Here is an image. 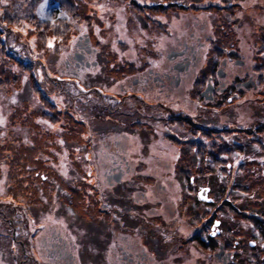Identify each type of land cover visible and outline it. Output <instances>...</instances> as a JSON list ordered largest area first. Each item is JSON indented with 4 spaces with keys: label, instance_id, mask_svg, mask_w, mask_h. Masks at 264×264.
<instances>
[{
    "label": "rangeland",
    "instance_id": "rangeland-1",
    "mask_svg": "<svg viewBox=\"0 0 264 264\" xmlns=\"http://www.w3.org/2000/svg\"><path fill=\"white\" fill-rule=\"evenodd\" d=\"M147 1V0H142ZM156 3L163 2L164 0H155ZM184 2L185 8L182 10L177 11L176 9H166L162 11V13L170 14V20L168 24V33H164L167 36V39L170 42V47L177 44L180 38L182 37H188L192 34L199 37V42H207V40L212 39V35L216 31V24L218 22V18L214 17L217 13L214 12H208L203 10H192L193 5L189 4L190 1H197V5L201 8H204L208 5V3H220L218 0H181ZM223 2H229L234 4H237L239 6V9L237 10L238 16L243 14L244 16H249L251 21L244 20L242 17V22L240 23L239 27L236 29V32H234V37L237 39V45L239 49V55L244 59L245 64L242 71H247L248 68H252L254 64L253 60V54L256 50V46L254 45L255 36L257 33L258 25L263 23L264 21V8L263 9H257V4L261 3L264 5V0H221ZM10 0H0V6H4L8 3H10ZM137 0H130L129 3L132 5L131 7H135ZM126 0H121L119 3H115L112 0H102L100 3L95 6H93L96 9L97 16L99 14V19L96 24L91 23L89 21V28L83 29L84 22L80 21L78 23H74L72 26L74 28V34H71L68 37V40L65 43L57 42L56 39L52 35H49L48 32H46V42L45 46L48 47L47 53H42V48L38 49L39 40L37 35L39 32H36L33 30L32 34L28 33V29L32 30L33 27H30V24L26 23L27 25L26 30L27 33H22L20 39L21 41L25 40L28 47L31 49V57L30 59L26 56L22 55L21 51V44L11 41L13 44V49L11 51L18 52L16 56L21 57L23 60H27L31 63L34 62L36 58H39L43 61L45 64V67L47 68V71H54L55 68H57L61 72V66L63 68V62L64 58L67 57V54L71 52V48L73 45L72 39L74 38V35L76 34H83L85 32H91V36L93 38V41L97 44V54L101 52L99 56L101 69L103 71V74L100 77H95L98 72V67H90L89 69H86L84 71H81L82 74L87 73V75H80L85 77L86 85L85 87H88L90 84H98L101 85V87L106 91H112V92H119L118 89V83L116 79H114V75L119 76L118 69L116 68L118 66V63L122 64L124 61L123 59H130L133 55L137 54V51L140 49V45L142 46V42L145 41L144 34H140V30L136 27L138 24H142L139 19H136L134 16V9L129 10L128 4H126ZM200 4V5H199ZM249 6V8L247 7ZM37 9V11H36ZM132 9V8H131ZM248 10L246 13L245 10ZM35 18H38L41 21H51L54 18H61L64 13L59 11V7L57 4L50 5L46 0H41L35 10ZM243 16V17H244ZM214 17V18H213ZM245 18V17H244ZM256 20H255V19ZM252 20H254L252 22ZM259 21V22H258ZM257 22V23H256ZM179 26V27H178ZM178 27V28H177ZM177 28V29H174ZM88 32V33H89ZM147 38V35H145ZM194 40V39H192ZM49 41L52 42V47H49ZM164 43V42H163ZM54 46H58V53H54ZM169 45H162V47H166ZM214 48V46H206L204 44V48L201 47L199 49L198 55L201 58L194 63V65L190 67H197V64L199 65V68L197 69V73L200 70L201 74H208L209 72V64L210 60V51ZM99 51V52H98ZM95 52V55H92L89 57L88 60L93 61L97 60V54ZM128 59V60H129ZM132 59V58H131ZM0 60H2V56H0ZM106 62V63H105ZM107 64V66L105 65ZM255 65V64H254ZM3 66V65H2ZM10 67L15 70L17 73L21 75L22 85H24L23 81L26 82V74H23L22 71H20L17 67V65H10ZM113 72H111L109 70ZM201 67V69H200ZM206 68V69H202ZM3 70L5 75H8V69L3 66ZM114 70V71H113ZM238 70V69H236ZM239 71V70H238ZM37 76L40 79V70L37 69ZM194 73V69L191 70V72L184 75L183 84V93H185V90H187V95L191 96L194 91L198 90L199 84L198 82H202L205 80L201 77H196ZM242 76V72H237L234 74V77L239 79ZM0 77H5L3 75H0ZM8 78V77H5ZM42 80V79H41ZM232 84V81L231 83ZM70 88L73 90V87L70 86ZM89 88V87H88ZM1 90V89H0ZM176 89L173 90V92L166 98L167 100H177L174 96L178 97ZM24 92V91H23ZM74 92V91H73ZM251 91H245V92H239L237 89H233L232 85L228 87V91L221 96H219L216 100L215 105L218 109H212L213 118H205L206 122H199L203 123L204 125H207L208 127H212L215 124H220L221 126H225L224 124L226 122H229V126H231V122H235L238 126H245L249 124L253 118L254 115L258 118L259 115L264 113L262 111V104L259 105L257 99L252 95ZM17 100H13L14 96L11 97L10 101L8 102L5 98V93L0 91V139L3 137L7 139L8 137L12 135H17L20 138L25 136L26 131L29 130L25 126H19V122H13L11 121V114L16 109L17 104L21 102L20 97L15 91L13 92ZM255 94V93H254ZM178 95V96H177ZM47 97L51 99L54 103L58 104V109L61 108L63 110L62 116H61V122H57L56 125L54 124H44L43 122H34V124L37 123L39 127H41L43 130L40 133L42 138L51 140L54 138L55 140H58L56 138L57 133H61L64 131L60 125L63 123L66 124V117L69 116L67 113V110L71 108V111H76L77 117L80 120H84L86 124L89 125V128L87 125L85 127H81L77 133H72L69 128L67 131V138L69 135H72V138H69L68 142L63 145V150H65V154L61 155L62 161L59 162L60 165H57L60 170L57 172H62L66 175V177H69L70 175L79 176L85 171L81 170L74 173L73 170L69 169V159H66L67 156H71L72 160L74 157V169L79 168L77 166L80 165L82 161H86L88 158L89 150H85L83 148L85 141L87 140V135H93V140H95V143L97 146L101 140L109 138L110 140H114L112 144L115 145L117 148L115 150H126V154L129 155V162L132 161V156H134V159L136 161L135 170L136 173L131 176L129 179L125 181V183H135L138 184L139 187L143 188L142 185L145 183H151L152 177L150 175L146 176V169L147 167H150L154 170H156L157 176L162 179L161 181L166 184V187L172 188L173 187V181L176 183H179L182 186L183 194L185 195V190L188 188L191 190V188H195L194 190H202V189H208V197L215 196L220 197L222 195L227 194L228 200L233 204L237 205L239 203V200L237 199V195L232 197L230 194L234 193L233 191H236V187L240 186V184H236L237 181L240 179H237L238 175L242 176V173L239 171H235V166L237 162L242 158L239 155L234 154L230 157V161L227 163L226 167L224 168V171L226 173L230 172L229 175H232V180H235L232 184L231 182H227V179H225L222 183H217L213 179L208 178H202L201 172L205 171L209 166L211 169H215L216 167L212 166L214 159L211 157L209 153L212 152V147L214 146L213 141L209 143H200L198 137H194V140L196 144L203 147L205 150L204 152L200 153L197 150H193L194 152H189L181 155H172L171 153H175V150H178V147L174 146V144H170L167 142V137H165L163 131L172 129L171 126L167 123L162 122H149L151 125V131L149 130V124L146 125V121L142 120L141 122H136V120L140 119L141 116H135L131 110L129 109H118L115 110L112 113H107L106 118L103 119H96V117H103L104 113L97 107V101L90 103V104H78L74 103L73 106L67 105L65 100V96L59 92H51L47 94ZM89 98V96H86ZM162 97V96H161ZM91 100H95L92 98ZM179 100V99H178ZM181 101V98H180ZM231 102V105H228L226 109L220 110L221 107L219 105H224L226 102ZM182 107L186 109V111L192 112L196 107L192 106V103L185 99L182 100ZM181 106V104H180ZM8 108V109H7ZM12 109V110H11ZM60 109V110H61ZM215 110V111H214ZM212 113H207L205 116L210 117ZM178 114V113H176ZM201 114V112H199ZM66 115V116H65ZM72 116V115H71ZM39 117V116H38ZM196 115L192 116L191 118L194 120ZM200 120V119H199ZM201 121V120H200ZM93 122V123H92ZM104 122V123H99ZM111 122V123H110ZM125 122H128V126L133 130L132 132L125 133L126 136L125 140L124 137H121L122 131H125L123 128L126 125ZM194 123V122H192ZM234 127V126H233ZM148 128V130L142 131V129ZM227 128V127H226ZM12 130V133L10 131ZM122 132V133H121ZM64 134V133H63ZM62 134V135H63ZM79 136L80 142L75 140V136ZM142 136V137H141ZM90 137V136H89ZM130 140V143L128 144V141ZM211 140V139H210ZM171 143H175L174 139L170 140ZM58 143H61L60 141ZM251 143L254 145L255 142ZM50 151L54 154V143L50 145L49 147ZM71 150V152H70ZM114 152V151H112ZM148 152L147 154L154 152L152 154V159H142V161L145 163V167L141 163V159L139 156L142 155V153ZM156 152H162V153H156ZM118 153V152H114ZM246 157H250V152H245ZM50 155L49 157V167H50V173L52 176H54V156ZM102 158L104 156H109L107 154H101ZM127 160V161H128ZM69 162V163H67ZM72 163V162H71ZM132 163V162H131ZM76 167V168H75ZM146 168V169H143ZM250 168V167H249ZM248 169V168H247ZM79 170V169H77ZM192 170H194V174L192 176H189L186 178L185 173H191ZM73 172V174H72ZM206 176H210L208 173L204 174ZM220 178L225 177L223 175L219 176ZM243 177V176H242ZM150 178V179H149ZM8 179V176L4 173L3 178L1 181V185L5 183V181ZM89 177H86L84 181H87ZM235 183V184H234ZM231 184V185H229ZM110 187V186H109ZM124 186L122 184H116L114 187H111L108 189L111 193H108L107 191H103V195L109 194L111 198H114L109 203H105L103 210L105 209L107 214H115L116 207L118 205V199H129V191H126L123 188ZM227 187V188H223ZM1 191L5 189V187L2 185L0 186ZM200 188V189H199ZM181 189V190H182ZM238 189V188H237ZM239 190V189H238ZM193 191V190H192ZM144 191L135 192V197L138 201H142L143 197L142 194H144ZM176 193H179L177 191ZM188 193H191L190 191ZM222 194V195H221ZM191 195V196H190ZM54 197V196H53ZM52 197V198H53ZM103 197V196H102ZM51 198V199H52ZM174 199V198H173ZM187 200H190L189 204L193 205L195 209H198L200 205L194 201V198L192 194H188L186 196ZM223 201L218 198V203L220 205L219 210H223V213L228 215L229 217H233L231 212L225 209V206L222 203ZM177 204V202H175ZM82 203H79V212L84 214L86 218L90 219L92 218V214L84 211L82 207H80ZM51 209V215H54V202ZM219 210L217 213H219ZM206 209L203 206V217L205 214ZM260 212H264V205L260 209ZM49 215V214H47ZM47 215H43L42 219L47 217ZM221 215V214H220ZM51 218H54L50 216ZM104 215H97L94 217L92 222L89 224L91 228L87 229L85 226H81L77 219L75 218H65L66 223H69V221L73 224L74 227L77 228V230L80 232L83 241L88 242L89 245L94 249L98 250L102 246V241L106 242L110 238V230L115 229L116 226H111L108 222L104 220ZM54 221L51 220V222ZM14 224L17 226L18 224L14 221ZM47 223L44 222V226ZM54 224V223H53ZM35 231H36V222H35ZM181 232H184L185 234H191L193 232L192 229H181ZM9 230L6 227V225L3 222H0V264H17V258L20 253V248L17 246V243L12 242V245L5 246L2 244L3 241L7 240ZM21 234H22V228L18 227L16 228L15 236L18 241L22 242L21 240ZM84 246L87 247V245L84 244ZM25 250L28 251V247H25ZM198 249H191L187 250L185 254L181 255V257H185V262L179 260L180 264H201V261L196 259ZM203 258V255L201 256ZM96 262H99V258H94ZM45 264H52L48 260ZM93 262V260H92Z\"/></svg>",
    "mask_w": 264,
    "mask_h": 264
},
{
    "label": "trees",
    "instance_id": "trees-1",
    "mask_svg": "<svg viewBox=\"0 0 264 264\" xmlns=\"http://www.w3.org/2000/svg\"><path fill=\"white\" fill-rule=\"evenodd\" d=\"M49 1H57L69 17V20L63 18L53 23L37 21L34 15V8L39 0H12L9 6L6 5L2 7L0 11V56H2V60H0V75L8 77H0V91L5 93V98L8 102L11 97L14 96V91L19 94L21 102L17 104L19 106L12 112L11 121L19 122V126H25L29 129L26 131L23 139L17 135H12L7 139L4 137L0 139V186L3 185L5 187V192H0V222H3L9 229L10 233L7 237L8 242L10 244L15 242L20 248V253L17 258L18 264H36V261L33 260L35 251L30 247V240L28 237L30 236L31 227L24 219L30 214L38 223V218H40L41 215H45L44 213L52 208L50 205H52L54 201V182L49 179V176L51 177L52 174L50 173V159H48V157L53 153L50 151L49 147L54 143V149L61 150L58 140L54 141V138L48 140L41 137L40 133L43 129L38 126L39 124H34V122L45 121L48 122V124L56 125L57 122L62 121L61 116L63 111L59 110L57 104L47 97L46 94L48 93L56 91L61 92L66 97L65 99L70 106L80 102H77L75 99L72 89L70 88L71 85L68 84V86L52 76L53 72L61 76L60 71L55 68L53 72H48L41 59H38L33 64V68L30 66L29 62L25 63L26 72L29 74L30 81L23 86L21 75L10 67V65H16L15 63H18L13 59L14 57L11 58L10 56L12 55L9 54V51L18 54V52L11 51L13 49L11 41L13 40V42L21 44L22 55L30 59L31 49L28 47L25 40H20L22 33H27L25 26L27 25L26 23H28L30 27H33L32 30L28 29V33L32 34L33 30L39 32L37 35L39 40L37 48H42V53L46 54L48 49V47L45 46L47 38L46 32L52 35L56 40H67L71 34H74V28L71 23L73 22L72 20L82 21V19H85L87 22L92 20L98 22L99 14L97 16L96 9L93 6H95V4L97 5L102 0ZM112 1L119 3L121 0ZM129 1L130 0H126V4H129ZM2 36H4L5 39H3ZM255 41L254 45L256 49L259 50V52L255 54V68L261 75L258 78L259 91L255 93L254 97L257 99L259 105L262 104V111H264V24L259 25ZM54 50L58 52V46H54ZM2 65L8 69V75H5ZM36 68L41 71L42 80H40V82L38 81L37 72H35ZM23 90L24 92H22ZM95 95H97V93H95ZM97 101L99 103L98 108L104 113V116H97L96 119L106 118L107 113H112L118 109L115 104L106 103L102 97H98ZM67 113L69 116L66 117V124L63 123L59 126V128L61 127L64 131L61 135L60 133L56 135L58 139L64 133L63 135H66V137H64L66 143L69 138H72V135H69L67 138L68 128L72 133H77L81 127H84V122H81L79 118L73 116L70 110H68ZM211 116H213V114H211ZM177 120L180 119L177 118ZM185 122H187L186 124L189 128L191 119L187 117ZM188 128L184 133L186 136L188 135V138L193 139L195 135L191 136L192 133L189 132ZM216 130H218V128ZM223 132H237L238 135H233L235 142L231 139L226 140L222 138L213 140L214 146L210 153L213 159H218L220 162L218 153L224 152L227 154L232 148L235 149V147L240 151L250 152V154L253 153L252 151H256L258 155H264V113L259 115L258 118L254 115L253 120L243 127L234 126L233 129L227 128L223 130ZM10 133H12V130ZM215 133H219V131ZM203 134L205 133L203 132ZM74 136L76 141H81L79 136ZM251 141L256 142L254 144L258 145L261 153L256 149H252L253 144ZM92 144L93 140L87 139L83 148L90 149ZM183 150H193V144L186 145ZM204 150L205 149L201 147L200 151L204 152ZM215 152H217V154ZM237 155L242 157L239 160V162L242 163L238 170L242 171L243 177L241 175L237 176L235 180L240 179L236 184L239 183L240 186L236 187V191L234 190V193L230 195L232 197L237 195V199L240 200L237 205L231 203V207L228 202H223L228 205V209H230L234 218L224 215L226 218L222 219V227L224 225L229 226L228 223L232 221L235 236H240V232L245 230L246 237L248 239H253L256 237L253 230L257 229L262 237H264V212H260V209L264 205V162H261V158H253V161L247 162L245 160L246 153L243 154L239 152ZM4 173L8 176V179L1 185ZM52 178H54V176H52ZM217 178L218 177L214 175L210 179H213L217 183H222L219 182ZM235 180H230L228 177L226 183H233ZM59 196L61 198L63 197V195ZM219 198L222 201L228 199L226 194ZM49 207L50 209H48ZM14 221L18 224L17 226L14 224ZM18 227L22 228L25 232V235L22 232L20 237L22 242L18 241L15 236L16 228ZM242 241L246 242V239H240L239 243ZM9 243H7L6 246H9ZM25 247H28L29 252L25 250ZM232 264H264V247L260 248L257 245L251 248L245 245V251L243 253H239L238 251Z\"/></svg>",
    "mask_w": 264,
    "mask_h": 264
},
{
    "label": "flooded vegetation",
    "instance_id": "flooded-vegetation-1",
    "mask_svg": "<svg viewBox=\"0 0 264 264\" xmlns=\"http://www.w3.org/2000/svg\"><path fill=\"white\" fill-rule=\"evenodd\" d=\"M171 51L176 55L169 59L163 58L159 66L149 70L147 76L142 75L137 81H134V89L145 92L147 98L161 96L166 98L170 95L172 87H176L181 82L183 74L188 73L190 64L198 57V49H194V46L189 45L184 38L183 40L179 39L177 44L167 50V52ZM186 63L188 69L178 72L177 70L182 69ZM228 68L224 80L229 81V77L232 78L234 73ZM242 75L255 78L250 71L243 72ZM236 83L238 84L239 81ZM214 91L217 92V90ZM110 155L112 157L110 165L104 166L102 172L105 183L97 184V186L108 191L114 185L122 184L123 188H126L124 190L130 192L131 204L128 203L129 199H118L115 214L104 215V220L111 226L115 225L116 228H111L109 240L102 241V246L96 252H92L90 249L87 251L84 248L78 250L79 245L82 244L81 239H84L79 231L54 229V264H91L90 259L94 258L100 260L99 262L94 260V264H180L179 260L181 259L185 262V257H181V255L185 254L183 246L186 244L184 243L182 246L176 241H172L170 236L173 229V237L180 238L179 231L185 222L186 208L182 209L179 205L181 189L176 185L168 188L166 184L159 182L145 183L142 185L143 188L135 183H125L136 173V170L128 165L124 152L119 151L110 153ZM115 178L119 181L116 182ZM139 191L145 192L142 194V201H138L135 197V192ZM177 191L179 193H176ZM108 193L111 192L108 191ZM100 196L102 208L105 203L114 199L109 194ZM104 212H106L105 209ZM197 213L200 212L197 211ZM202 227V223H200L199 229L195 232L197 235L195 238H198L199 245H201L199 241L203 237ZM210 232V228H207L208 236ZM210 238H206V249L209 250L211 247L216 248L217 251L218 238L216 235ZM75 239H78L79 243ZM86 244L88 245V242ZM195 248L191 249L195 250ZM202 252L199 250L197 253L196 259L199 261L203 259ZM226 253H229V250H226ZM227 255L223 254L220 259L207 256L203 264H218L220 261L221 264H225L228 259Z\"/></svg>",
    "mask_w": 264,
    "mask_h": 264
},
{
    "label": "snow or ice",
    "instance_id": "snow-or-ice-1",
    "mask_svg": "<svg viewBox=\"0 0 264 264\" xmlns=\"http://www.w3.org/2000/svg\"><path fill=\"white\" fill-rule=\"evenodd\" d=\"M49 47H52V42L51 41H49V45H48ZM206 191V190H205ZM201 199H205V197H201ZM213 234H215V233H213Z\"/></svg>",
    "mask_w": 264,
    "mask_h": 264
}]
</instances>
